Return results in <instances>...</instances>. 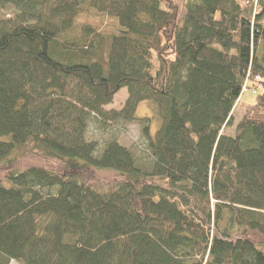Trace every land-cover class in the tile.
<instances>
[{
    "label": "trees",
    "instance_id": "1",
    "mask_svg": "<svg viewBox=\"0 0 264 264\" xmlns=\"http://www.w3.org/2000/svg\"><path fill=\"white\" fill-rule=\"evenodd\" d=\"M1 10L0 264H264V0ZM121 123L139 146L88 136Z\"/></svg>",
    "mask_w": 264,
    "mask_h": 264
},
{
    "label": "rangeland",
    "instance_id": "2",
    "mask_svg": "<svg viewBox=\"0 0 264 264\" xmlns=\"http://www.w3.org/2000/svg\"><path fill=\"white\" fill-rule=\"evenodd\" d=\"M180 6L184 0H175ZM5 12L0 11V16ZM78 20L85 23H90L98 30L114 31L119 30L117 22L110 17L106 16L103 13H99L95 10H89L88 12L82 13ZM127 96L126 88L120 89L118 93L114 96V99L111 104L106 106V109H119L121 108L123 102ZM254 101L253 95L249 91L242 93L240 102L237 103L236 108L234 109V121L237 122L243 115V112L247 110L252 102ZM136 118H149L151 120V133H154L157 123H155V118L153 114V105L149 101L141 102L135 112ZM154 123H153V122ZM116 133L118 141L127 147L139 146L142 143V138L140 137V131L138 126L135 123H121L118 125H110L105 129L98 128L95 125L90 126L88 136L93 139H97L99 142H102L104 138H107L110 133ZM225 132L229 135L233 134L232 128H226Z\"/></svg>",
    "mask_w": 264,
    "mask_h": 264
},
{
    "label": "built area",
    "instance_id": "3",
    "mask_svg": "<svg viewBox=\"0 0 264 264\" xmlns=\"http://www.w3.org/2000/svg\"><path fill=\"white\" fill-rule=\"evenodd\" d=\"M8 264H18V263H16L14 260H10V261L8 262Z\"/></svg>",
    "mask_w": 264,
    "mask_h": 264
}]
</instances>
